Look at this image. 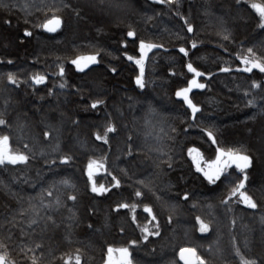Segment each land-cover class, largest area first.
<instances>
[{
	"label": "trees",
	"instance_id": "16d2710c",
	"mask_svg": "<svg viewBox=\"0 0 264 264\" xmlns=\"http://www.w3.org/2000/svg\"><path fill=\"white\" fill-rule=\"evenodd\" d=\"M252 2L264 0H0V136L29 157L0 165V251L10 261L65 264L78 252L81 264H105L108 247H129L133 264H182L179 251L190 247L206 264H242L241 255L264 264V72L242 71L241 59L249 48L264 58ZM53 15L64 24L51 33L40 25ZM141 40L163 45L148 54L144 88L136 83ZM89 55L98 63L83 72L71 63ZM189 62L204 73L205 87L189 93L201 109L195 119L176 96L196 78ZM37 74L45 84L31 79ZM112 124L107 144L95 138ZM193 147L206 161L220 148L251 156L245 190L257 207L229 199L244 173L232 165L209 182ZM92 160L107 168L95 176L111 189L103 195L91 191ZM121 203L137 205L135 220L131 209L117 211Z\"/></svg>",
	"mask_w": 264,
	"mask_h": 264
},
{
	"label": "snow or ice",
	"instance_id": "6c2138e0",
	"mask_svg": "<svg viewBox=\"0 0 264 264\" xmlns=\"http://www.w3.org/2000/svg\"><path fill=\"white\" fill-rule=\"evenodd\" d=\"M160 3H164L165 0H158ZM168 2H171V0H168ZM4 7H7V4L3 5ZM251 8H253L258 14L261 19V24L259 25L261 28H264V3L259 2H252ZM185 23H187V20H185ZM64 24L63 19L58 15H53L52 18L47 19L44 23H42L40 26L44 29H46L48 32H56L58 29H60ZM188 32H192L193 28L191 25L187 28ZM28 36H31V32L25 33ZM129 37H135L136 33L135 31H129L127 33ZM225 39H227V36H225ZM162 44H156L153 42H145L143 40L139 43V52H140V58L135 59L132 56H128L129 60L135 59V63L139 65L140 68V75L136 77V83L139 85L140 88H144V65L145 61L148 58V54L155 48H162ZM192 47L195 48L196 44L193 42ZM181 53H183L185 56L188 55V52L185 48L181 47L179 49ZM248 55H245L241 57L243 64L245 67L242 69V71L245 72H252L254 68L259 69L261 72H264V58H258L256 57V54L254 53L252 48L247 49ZM11 63V61H9ZM72 64H74L81 72L84 71L85 68H88L89 65L98 63L97 55H89V56H79L78 58L71 61ZM188 71L191 73H194L196 77L203 76L204 73L198 71L192 63L187 64ZM232 69L230 68H223L221 71L224 72H230ZM113 72H115V69H112ZM59 74L61 76L64 75V68L61 66L59 69ZM8 79L13 83L16 84L17 80L13 74L8 75ZM33 81H35L36 84H45L47 77L44 75H33L31 77ZM253 86L256 88L261 87V85L257 82H253ZM60 87H65L64 84H61ZM205 85L202 83H199L197 79H192L190 82V85L188 87L181 88L179 91L176 92L177 97L183 98L184 101L187 102L188 107L191 109L192 118L195 119L196 113L200 112L201 109L193 103V101L189 98V93L192 91L193 88L196 89H202ZM103 103V101H96L94 102L91 107L96 108L99 104ZM251 104L252 101H249ZM7 122L4 119H0V125H5ZM116 127L114 124L108 125L106 127V130L103 135H101L99 132L96 133L95 138L97 140H102L104 143H108V134L109 133H115ZM47 135V133H46ZM208 136L212 137L213 143H215V137L213 136V133L211 131L208 132ZM219 154L217 155L216 159L208 162L204 161V163L207 165V168L201 166V161L203 160V154L200 152L199 149L193 147L188 150V154L192 156V159L196 163L197 171L202 172L205 177H207L208 181L215 184L217 180L220 179V177L224 174V171L227 168L232 167V165H235L236 168L240 170L241 173H244L243 179L232 189L231 196L229 199H231L234 196H239L240 200L246 204L250 208H256L257 204L255 200H253L252 196L248 194V192L245 190L246 188V182L248 180L247 172L246 170L251 166L252 164V158L251 156L235 149H229L225 150L223 148L218 149ZM29 157L24 153L19 152H13L11 145H10V138L7 135L0 136V165L7 163L11 164H18V163H27ZM106 159V158H105ZM71 160V157L65 156L63 160L61 161L64 164L69 163ZM55 163V161H53ZM169 166H171L169 164ZM105 171L107 172L106 165L102 163L101 161L92 160L89 162L87 166V175L88 178L91 180V191L93 193H98L103 195L104 193H107L111 191L110 188L105 187L103 184H100L97 186L95 176L99 171ZM112 180L114 181L112 187L119 188L120 187V180L117 179L115 176H112ZM67 183V181H65ZM141 183H143L141 181ZM49 196L52 195L51 192L48 193ZM135 195L137 197H141L143 195L142 192L136 191ZM71 200H76L75 196L69 197ZM187 199V195L184 197ZM59 203V201H57ZM227 203V201H225ZM137 205H132L128 203H121L117 207V211L120 208H126L131 209L132 211V219L135 220V208ZM144 211L152 215V220H156L155 214H153V210L150 206L145 205ZM199 220V217H197ZM35 223V221H33ZM157 228L159 227V224L157 223ZM209 230V226L204 223L203 220H200V231L201 232H207ZM123 231V229H121ZM142 231L147 233L148 235H159V232H152L149 230L148 227L142 228ZM145 239H147V236H145ZM133 245L137 243V241L133 240L131 242ZM6 247L3 244H0V249ZM39 247V245H37ZM31 251V249H29ZM237 254L240 255L239 249L237 248ZM180 258L185 261V264H206V262L203 260L202 257H200L196 249L194 248H182L180 250ZM81 255L77 252V254L74 256H69L67 260L65 261V264H81ZM241 261L242 264H257L255 260H248L245 259L241 255ZM0 264H15V261H10L8 259L7 254L4 251H0ZM33 264H35V258L33 257ZM106 264H133L132 261V253L129 250V247H120V248H114V247H108L107 248V260Z\"/></svg>",
	"mask_w": 264,
	"mask_h": 264
},
{
	"label": "rangeland",
	"instance_id": "374dc122",
	"mask_svg": "<svg viewBox=\"0 0 264 264\" xmlns=\"http://www.w3.org/2000/svg\"><path fill=\"white\" fill-rule=\"evenodd\" d=\"M195 79H197V77H196ZM189 98H190V97H189ZM218 154H219V153H218ZM215 159H216V158H215ZM215 159H214V160H215ZM204 161H206V160L203 158V160L201 161V166L207 168V165L204 163ZM212 161H213V160H212ZM208 162H211V161H208ZM195 164H196V163H195ZM227 169H229V168H227ZM227 169H226V170H227ZM226 170H225V171H226ZM225 171H224V172H225ZM204 223H205V222H204ZM205 224H206V223H205ZM199 230H200V223H199ZM202 233H206V232H202ZM105 264H106V262H105Z\"/></svg>",
	"mask_w": 264,
	"mask_h": 264
},
{
	"label": "water",
	"instance_id": "95a60500",
	"mask_svg": "<svg viewBox=\"0 0 264 264\" xmlns=\"http://www.w3.org/2000/svg\"><path fill=\"white\" fill-rule=\"evenodd\" d=\"M59 30V29H58ZM53 33V32H51ZM184 248H190V247H184ZM179 260L182 262V264H185V261L183 259L180 258V251H179Z\"/></svg>",
	"mask_w": 264,
	"mask_h": 264
}]
</instances>
